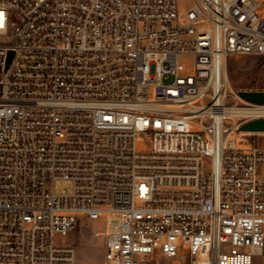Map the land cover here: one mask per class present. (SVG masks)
Segmentation results:
<instances>
[{"label":"built area","instance_id":"built-area-1","mask_svg":"<svg viewBox=\"0 0 264 264\" xmlns=\"http://www.w3.org/2000/svg\"><path fill=\"white\" fill-rule=\"evenodd\" d=\"M0 13V264H76L84 222L109 264H264V131L240 130L264 104L228 76L264 59V0Z\"/></svg>","mask_w":264,"mask_h":264},{"label":"rangeland","instance_id":"rangeland-1","mask_svg":"<svg viewBox=\"0 0 264 264\" xmlns=\"http://www.w3.org/2000/svg\"><path fill=\"white\" fill-rule=\"evenodd\" d=\"M188 6L190 0H181ZM228 76L235 91H264V59L254 55H235L228 60ZM71 183L58 180L56 191L69 192ZM95 223H81L73 228L67 236L58 237L60 242L71 244L76 249V264H109L105 261L103 235L93 231ZM166 259L163 264H169Z\"/></svg>","mask_w":264,"mask_h":264},{"label":"water","instance_id":"water-1","mask_svg":"<svg viewBox=\"0 0 264 264\" xmlns=\"http://www.w3.org/2000/svg\"><path fill=\"white\" fill-rule=\"evenodd\" d=\"M13 54L12 51L9 53V57L11 58V55ZM10 58L8 61V65L10 63ZM7 65V66H8ZM239 94L246 100L257 103V104H264V91L259 90H241L239 91ZM241 131L244 132H263L264 131V117L258 118L252 121H249L245 124H243L240 127Z\"/></svg>","mask_w":264,"mask_h":264},{"label":"snow or ice","instance_id":"snow-or-ice-1","mask_svg":"<svg viewBox=\"0 0 264 264\" xmlns=\"http://www.w3.org/2000/svg\"><path fill=\"white\" fill-rule=\"evenodd\" d=\"M2 18H3V14L0 13V26H2Z\"/></svg>","mask_w":264,"mask_h":264},{"label":"bare ground","instance_id":"bare-ground-1","mask_svg":"<svg viewBox=\"0 0 264 264\" xmlns=\"http://www.w3.org/2000/svg\"><path fill=\"white\" fill-rule=\"evenodd\" d=\"M233 88V87H232ZM234 89V88H233ZM261 108V107H260Z\"/></svg>","mask_w":264,"mask_h":264}]
</instances>
